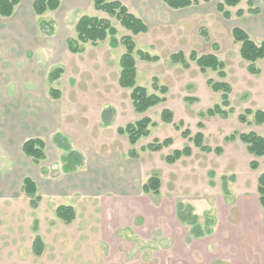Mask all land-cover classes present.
<instances>
[{
	"label": "rangeland",
	"instance_id": "obj_1",
	"mask_svg": "<svg viewBox=\"0 0 264 264\" xmlns=\"http://www.w3.org/2000/svg\"><path fill=\"white\" fill-rule=\"evenodd\" d=\"M118 1L148 27L133 37L135 50L156 57L143 60L134 54L136 84L164 101L143 113L134 111L130 89L118 84L124 46H111L109 37L94 45L82 44L79 53L65 50V38L74 36V25L84 14L108 19L118 40L130 34L114 17L95 10L92 0H63L56 10L42 15L33 12V0H22L10 17H0V100L8 104L2 109L16 112L25 108L18 107L20 102L50 98L49 88L58 89L64 102L70 101L68 117L75 130L68 142L85 150L95 146L107 156L135 150L151 175L159 177V194L140 195L139 200L149 203L145 216L140 203L129 196L100 195L80 202L73 198L68 202L75 203V221L69 225L41 197L36 207L31 206L19 189L18 172L2 171L0 176H7L9 186H0V264H264V214L257 192L264 156L250 154L238 138L225 139L235 132H254L264 138V123L256 124L253 114L244 122L239 120L246 109L264 111V58L256 62L259 73H250L231 33L238 26L254 41L263 39L261 20L252 16L264 10V0H251L259 10L255 14L246 12L248 0H242L229 9V19L216 10L218 0H199L180 10L162 0ZM237 8L245 11L240 17L235 15ZM40 21L52 26L50 38L43 37ZM176 52L184 53L187 67L171 61ZM191 52L216 55L224 64L225 76L210 69L200 71L188 59ZM55 68L61 73L51 84L48 74ZM208 79L230 85L231 112L226 118L206 115L221 101ZM161 86L165 92L158 90ZM165 109L173 114L169 123L161 119ZM143 117L152 122L149 133L131 144L127 133L117 130ZM105 125L110 126L100 129ZM184 129L190 137L201 132L203 145L222 152L202 151L190 137L181 135ZM166 138L172 141L160 151L142 150L149 142ZM186 145L191 148L189 156L174 163L164 160ZM9 146L1 144V165L9 156ZM250 161L258 167L251 169ZM179 204L185 211L191 206L201 229L208 226L211 232L192 236L190 226L177 218ZM206 220L212 224L206 225ZM36 236L44 246L40 255L32 251Z\"/></svg>",
	"mask_w": 264,
	"mask_h": 264
},
{
	"label": "trees",
	"instance_id": "obj_2",
	"mask_svg": "<svg viewBox=\"0 0 264 264\" xmlns=\"http://www.w3.org/2000/svg\"><path fill=\"white\" fill-rule=\"evenodd\" d=\"M163 3L171 9H182L192 5H197L199 0H162ZM208 2L209 0H202ZM242 0H218L215 7L216 10L225 19L231 17V11L229 8L236 7ZM20 0H0V17H10L15 7L19 4ZM249 7L246 10L247 13L255 14L259 10L251 5V0L247 1ZM60 0H33L32 10L36 15H42L46 11H54L59 7ZM94 9L106 13L107 15L114 17L125 29H127L130 34L123 35L120 40L116 39V29L109 22L108 19L93 16V15H81L75 25H74V36L66 38V48L69 53H79L83 51L82 44L91 43L97 44L107 37H109L110 45L116 47L121 44L124 46V52L120 56V72L118 77V84L122 88L130 89V100L137 113H143L149 107H152L165 100L164 97H160L157 94L148 93L146 88L136 84V65L134 54L137 53L139 57L143 60H155L156 57L150 56L147 52L142 50H135V42L133 37L139 33H144L148 30L145 22L139 17L132 14L128 8L118 0H93ZM244 10L238 8L235 10V15L240 17L244 14ZM39 30L44 34H50L52 32V26L47 25L44 21L38 23ZM233 39L235 42L240 44L239 52L241 58L247 62V70L252 74L259 73L256 66V62L259 59L264 58V39L256 42L249 34L241 27H233L231 30ZM170 59L175 64H180L187 67V59L182 52H176L170 56ZM188 59L194 61L196 65L200 68V71L205 72L207 69L216 71L220 77L225 76L224 64L221 60L217 58L216 55L212 53L197 55L195 52H191ZM61 73L60 68L52 69L48 74V81L51 83L56 80ZM209 87L216 92H220V103L206 110V115L208 116H221L227 117L231 112L229 107V93L230 85L225 81H213L211 79L207 80ZM264 85V82H263ZM160 92H165L166 87H158ZM49 96L52 98H59L61 96L58 89L50 87L48 90ZM248 114H253V120L256 124L264 123V111L255 110L251 111L246 109L243 114L239 115V120L246 121V116ZM172 112L170 110H163L161 113V119L164 122L172 121ZM152 124L148 117H143L133 123H128L124 127H119V133H127L129 142L134 144L137 139L142 136L148 135V126ZM180 124H176V128H180ZM183 137H190V132L188 129H184L181 132ZM202 133L197 132L192 137L191 141L200 148L202 151L210 152L213 149L203 145L202 143ZM240 139L245 145L247 151L254 156H264V138L254 132L246 133H232L225 139L233 140ZM57 145L62 148L65 153L61 156V161L63 162L64 171H73L77 167L83 164V156L80 152L72 150L67 139L61 135H56L54 137ZM170 138H166L163 141L153 140L145 146L142 150H149L152 152H157L167 147L171 143ZM21 150L23 154L30 158L35 164L39 161L45 159L44 143L40 138H28L24 140L21 144ZM216 153H221L222 150L216 147L214 150ZM191 154V148L186 145L182 149H174L172 153L167 154L164 160L167 163H174L182 156H189ZM128 156L137 157V152L133 149L128 151ZM251 169H256L258 163L256 161H250ZM160 179L156 174L151 175L142 185V192L145 194L153 193L155 195L159 194L160 190ZM21 191L30 198V204L32 207H36L40 196L37 195V187L34 181L30 177H24L22 180ZM257 192L259 194V203L264 214V172H262L257 178ZM56 217L61 220L64 224H70L75 218V212L72 206L69 205H59L55 209ZM177 218L180 222L185 223L190 226L189 232L194 237H200L211 232L210 227H206L203 231L199 224L197 223V217L192 213V207L187 206L186 211L182 204L177 206ZM207 224H212V222L206 220ZM264 222V219H263ZM43 243L39 236H36L32 243V251L35 255H40L43 251Z\"/></svg>",
	"mask_w": 264,
	"mask_h": 264
},
{
	"label": "crops",
	"instance_id": "obj_3",
	"mask_svg": "<svg viewBox=\"0 0 264 264\" xmlns=\"http://www.w3.org/2000/svg\"><path fill=\"white\" fill-rule=\"evenodd\" d=\"M62 2L63 0H60L61 5ZM260 11L259 14L252 17L261 20L263 34L264 10L262 11L261 8ZM52 32L42 35L50 38ZM64 48L67 51L66 38ZM52 83L54 84V81ZM1 101L0 118L3 113L4 121H0V147L2 143L9 146L10 142L12 147H8L9 156L6 157V160L4 159L3 165L0 163V173L2 171L18 172L19 178L21 177L19 189H21L23 178L30 177L37 187V193H39L41 201L49 203L51 206L53 205L54 212L59 205H69L74 208L75 203L68 202V200L73 198L80 202L85 197L94 198L100 195H108L110 197L118 194L129 196V199L135 198L132 201L139 202L141 209H143L140 212L141 215H147L145 210L149 208V203L144 199L139 200V197L140 195L144 197L147 195L142 192V185L151 176V171L147 169L140 156L134 158L127 154L123 156L122 152L115 155L108 154L109 156H107L96 150L92 144L90 146L93 147L90 150H85L79 149L68 142L72 150L82 154L83 164L73 171L63 170L61 156L65 151L57 145L54 137L59 134L65 137L67 141L72 139V129L75 130V128L68 117L70 101L65 103L62 95L59 98L42 97L28 99L27 102L19 103L18 107L25 108L16 112L8 108L2 109V107H7L8 104ZM103 109L102 106L101 111L98 113L99 119ZM109 126L105 125L100 129H105ZM28 138H40L43 140L45 159L37 164L26 157L21 150L22 142ZM11 154H14L15 158L10 156ZM0 160H3V158H0ZM5 176H0V186H9L7 176ZM149 201L151 202V200ZM74 221L75 219L71 223H74Z\"/></svg>",
	"mask_w": 264,
	"mask_h": 264
}]
</instances>
